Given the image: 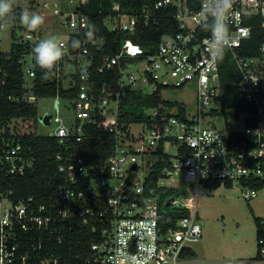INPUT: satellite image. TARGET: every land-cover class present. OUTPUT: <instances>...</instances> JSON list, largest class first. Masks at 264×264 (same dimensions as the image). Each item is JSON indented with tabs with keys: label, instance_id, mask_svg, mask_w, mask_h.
<instances>
[{
	"label": "built area",
	"instance_id": "1",
	"mask_svg": "<svg viewBox=\"0 0 264 264\" xmlns=\"http://www.w3.org/2000/svg\"><path fill=\"white\" fill-rule=\"evenodd\" d=\"M88 1L79 0L75 10L60 18L69 32L57 37L65 45V55L51 77L58 84L63 79L66 87L76 86L77 79L71 74L78 61L87 69L88 78H81L77 94L69 97L75 112L72 121L62 111L60 92L54 96L50 123L54 121L55 126L49 133L65 143L68 152L56 153L65 179L56 186L55 198L49 203H39L31 194L19 196L8 182V175H24L34 158L11 135L15 128L23 133L24 125L14 120L5 124L0 117V264H180L184 251L193 249L203 234L197 210L200 186L237 182L247 199L264 189V34L255 52H245L251 47L254 30L264 28V0H235L230 43L220 62L209 55L211 34L198 26L203 19L201 0H141L138 7L136 2L126 7L114 2L103 19L111 32L134 34L157 24L161 9L169 6L179 29L164 33L152 51L131 38L120 44L113 38L109 45L115 48L98 67L99 72L108 73L107 80L98 87L89 65L94 52L107 41L99 38L93 51L81 35L90 22L81 8ZM55 13L59 15L61 10L56 7ZM12 27L24 30L19 39L14 37L16 43L29 42L33 48L44 39L42 28L31 33L29 40L19 20ZM78 37L82 47L73 50L70 41ZM28 58L31 65L26 67ZM19 60L26 79L33 81L37 64L32 50L24 51ZM228 60L235 64L236 75L225 84L221 64ZM191 82L196 85L195 112L182 103L161 101L150 107L152 112L145 113V119L120 122L119 107L126 91L161 95L163 89ZM33 86L27 82L23 93H9L8 98L37 102L40 96ZM220 115L225 118L223 127L217 124ZM87 123L115 136L104 160L87 161L68 146L74 139L83 140ZM134 125L139 128L133 129ZM26 131L36 130L30 125ZM168 143L177 145L176 155L166 151ZM158 166L162 172L158 185L170 186L163 180L176 174L196 184L194 190L184 189L173 196L164 211L158 196L149 192V177ZM180 210L186 213L175 218L168 215ZM80 224L91 234L90 243L78 242L74 257L62 258L56 254L54 242L62 244L68 231ZM261 251L264 253V247Z\"/></svg>",
	"mask_w": 264,
	"mask_h": 264
},
{
	"label": "trees",
	"instance_id": "2",
	"mask_svg": "<svg viewBox=\"0 0 264 264\" xmlns=\"http://www.w3.org/2000/svg\"><path fill=\"white\" fill-rule=\"evenodd\" d=\"M120 2L122 6L126 7L131 2H136V7L141 3V0H89L87 4L81 6L82 10L87 12L90 16V22L93 23L98 31L95 33L96 41L105 37L107 41L100 50L94 52L91 57L92 63L89 65V70L95 81V86H101L107 80V72H99L98 67L103 63V57L106 53L112 52L114 45H109L113 38H116L117 44H120L126 38H131L134 41L141 43L148 51H152L157 46L160 37L166 32H174L179 29L176 20L174 19L171 7H164L161 9L162 16L159 23L150 25L143 30L138 29L136 33L129 34L128 32L115 33L111 32L103 23L106 14L112 11L114 2ZM17 14L21 8H17ZM85 32V31H84ZM84 32L81 35H84ZM264 34V28H256L252 39L249 41V48L245 49L246 53H253L259 43V37ZM81 37V36H80ZM79 39V37L77 38ZM109 40V42H108ZM95 44H91L94 51ZM117 46V45H116ZM32 46L27 43L12 42L9 52L0 51V117L2 123H9L11 120L18 118L34 117L38 114V107L36 102H24L12 100L8 98L9 93L21 94L25 90V84L29 82L23 71V64L19 58L26 50H32ZM75 73L71 74L77 79V85L74 87H66L63 85V79H60V84L56 79L51 77L42 79V70L37 66L34 80L33 90L39 96H55L60 92L62 97H73L77 94L79 89L78 84L81 81V66L78 61L75 63ZM221 72L224 83L231 81L235 76V64L228 60L222 62ZM3 79H6L3 81ZM161 101L166 104H171L169 100L162 99L159 92L147 94L140 90H128L123 93L121 104L119 107V120L127 124L130 121L145 119V108L158 105ZM16 133L14 135L15 141L20 140L24 146V150L28 156H33V164L28 167L24 175H8V182H12L16 188L17 194L34 195L39 203H49L55 198L56 186L65 179V174L58 169V161L56 159L57 151L67 153V145L60 142L59 138L52 133H39L37 131H23L20 133L18 128L13 129ZM83 140L76 141L75 139L68 143L71 149L77 151V154L86 158L87 161H92L95 158L104 160L111 152L115 136L112 132L103 130L100 127L85 124L83 131ZM161 168L158 166L154 173L149 177V188L151 194H155L159 198L161 209L167 210V200L171 196H177L181 190L173 186L158 185L157 180L161 176ZM221 185V182H209L207 187L212 189ZM186 211L180 210L176 213H168L174 218L184 215ZM258 249L253 262H239L238 264H264V253L261 251L264 247V242L260 243V238H264V226L261 217L256 216ZM91 240V234L83 227V225H75L73 229L68 231V238L62 243L56 245V254L62 258H73L75 246L78 242L88 245ZM82 250V248H81ZM185 255H195V250L188 248L184 251Z\"/></svg>",
	"mask_w": 264,
	"mask_h": 264
},
{
	"label": "rangeland",
	"instance_id": "3",
	"mask_svg": "<svg viewBox=\"0 0 264 264\" xmlns=\"http://www.w3.org/2000/svg\"><path fill=\"white\" fill-rule=\"evenodd\" d=\"M44 1L48 2L45 6ZM79 0H22L25 7L45 17V23L41 26L44 38L50 36L65 37L69 28L61 24L60 18L76 9ZM61 10L59 15L55 8ZM24 33L19 27L13 29L2 28L0 30V50L9 52L14 37L19 39ZM26 67L31 65V60ZM83 63V62H81ZM68 69L72 70L73 65L69 64ZM32 82L31 78H28ZM68 83V78L65 79ZM163 99L172 103H182L187 109L195 112L197 108L196 85L191 82L182 87H169L161 91ZM55 97L40 96L37 99L38 114L34 117L14 120L19 125H24L27 130L30 125L39 133H49L54 129L55 122L47 124L42 116L46 113L55 112ZM62 111L73 120L74 105L68 97H61ZM145 113L152 112V108H146ZM225 118L220 115L217 124L223 127ZM139 126L134 125L133 129ZM166 151L172 156L177 153V145L168 143ZM163 182L180 190H194L196 184L185 180L181 174L164 179ZM180 201L179 197H176ZM197 210L203 234L199 241L193 243L195 255H182L180 264H238L255 260L258 249L257 224L255 217L262 219L264 226V189L260 190L257 196L247 199L243 196L242 187L235 182L232 185L221 184L217 188L199 187Z\"/></svg>",
	"mask_w": 264,
	"mask_h": 264
},
{
	"label": "clouds",
	"instance_id": "4",
	"mask_svg": "<svg viewBox=\"0 0 264 264\" xmlns=\"http://www.w3.org/2000/svg\"><path fill=\"white\" fill-rule=\"evenodd\" d=\"M234 3L235 0H201L203 19L198 26L202 32L211 34L209 55L215 62L223 60L224 50L230 43V13ZM17 8L22 9L18 15ZM17 20L26 29L29 40L32 39L31 33L38 31L45 23V17L25 7L22 0H0V28H10ZM97 31L98 29L93 23L85 24L84 35L87 43L95 44ZM70 47L73 50L80 49L82 42L72 39ZM64 48L65 45L54 35L34 43L33 57L37 66L42 70V79H47L58 67L65 55ZM81 78H88L86 68L81 69Z\"/></svg>",
	"mask_w": 264,
	"mask_h": 264
},
{
	"label": "water",
	"instance_id": "5",
	"mask_svg": "<svg viewBox=\"0 0 264 264\" xmlns=\"http://www.w3.org/2000/svg\"><path fill=\"white\" fill-rule=\"evenodd\" d=\"M42 119L45 123L49 124L50 120H51V113H46L42 116ZM173 199V196H171L170 198H168L167 200V204H169Z\"/></svg>",
	"mask_w": 264,
	"mask_h": 264
},
{
	"label": "crops",
	"instance_id": "6",
	"mask_svg": "<svg viewBox=\"0 0 264 264\" xmlns=\"http://www.w3.org/2000/svg\"><path fill=\"white\" fill-rule=\"evenodd\" d=\"M254 261V260H253ZM252 260L251 261H249V262H253Z\"/></svg>",
	"mask_w": 264,
	"mask_h": 264
}]
</instances>
